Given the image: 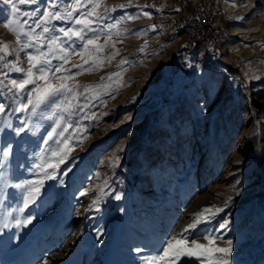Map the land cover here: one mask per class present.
Wrapping results in <instances>:
<instances>
[{
    "label": "rangeland",
    "instance_id": "rangeland-1",
    "mask_svg": "<svg viewBox=\"0 0 264 264\" xmlns=\"http://www.w3.org/2000/svg\"><path fill=\"white\" fill-rule=\"evenodd\" d=\"M53 2L61 13L75 4V0H36L17 7L36 19ZM127 2L102 0L93 25L101 44L109 35L108 26L116 25L99 55L107 57L116 50L119 54L72 81L81 86L111 85L110 95L95 89L101 95L90 99L83 111L73 109L68 115L53 104L33 116L30 111H15L19 103L27 102L26 93L0 92V103L5 104L0 126L6 117L10 120L0 146V264L43 263L80 231L93 232L94 245L69 264H105L127 212L118 264H145L165 240L192 222L193 213L213 205L223 211L189 238L207 243L202 236L213 233L222 238L218 246L231 239L233 264H264V28L242 39L229 37L217 56L199 58L185 51L169 0H132L129 7H115ZM13 3L16 0H0V40L18 49L15 36L3 26L12 18ZM84 4L87 7L73 19L91 8L89 0ZM250 8L231 15V23L248 28L247 20L258 21L264 12L251 14ZM230 25L228 21L226 28ZM73 26L69 20L53 21L52 35ZM26 52L34 49L19 53L24 69ZM15 59L14 53L7 57ZM3 63L0 80L22 78ZM59 63L52 60L53 66ZM80 63L78 56H72L65 68L76 73L80 70L72 65ZM111 73L120 77L109 80ZM25 122L28 128L18 133ZM69 124L65 137H70L73 150L54 178L44 180L35 202L25 207L27 189L17 185L43 179L39 164L53 171L47 168L55 162L51 149L57 147L56 139L63 138L54 133L53 140L44 141L53 128L58 133ZM5 149L7 159L2 155ZM114 157H119L115 163ZM4 195L7 199L2 202ZM97 197L98 205L90 208ZM29 218L30 224L16 226V220ZM224 222L227 227L221 229ZM143 224L145 228H140ZM147 231L150 236L145 239ZM69 254L74 257L72 248Z\"/></svg>",
    "mask_w": 264,
    "mask_h": 264
},
{
    "label": "snow or ice",
    "instance_id": "snow-or-ice-1",
    "mask_svg": "<svg viewBox=\"0 0 264 264\" xmlns=\"http://www.w3.org/2000/svg\"><path fill=\"white\" fill-rule=\"evenodd\" d=\"M36 0H16V3L12 5V18L9 19L3 26L15 36V41L20 47L18 49H12L10 45L0 40V62H4L2 67L8 68L10 71L22 73L21 79H8L7 83L4 80H0V92L7 90L8 93L13 96L21 93H26V103H19V106L15 109L18 112L28 113L35 116L42 109L43 106L51 107L53 104L58 110L72 115L73 109L83 111L88 106L90 99H98L101 95L100 92L95 89H104V94L110 95L111 85L97 84V85H84L81 86L78 83H72L76 75L82 74L83 71L98 70L104 65V60L109 62L116 55L119 54V50L114 51L110 56L101 57L99 54L103 52L108 42L111 40V29L116 28V25H109V35L105 40V43L101 44L100 34L97 29L93 27L96 23L95 18H99L100 13L98 9L102 6V0H89L91 8L82 12L79 16L73 19L74 14L82 7H87L84 4V0H75L74 6L71 10L61 13L58 9V5L53 2L50 8H45L43 13L36 19H31L29 13H21L17 3L19 5L32 4ZM132 4V0H128L126 4H120L115 7L126 8ZM114 10V9H113ZM105 11L107 8L105 7ZM143 15L148 16V13ZM138 16H128L127 19H136ZM69 20L75 26L59 28V35H52L56 31L52 27L53 21ZM39 29V31H37ZM92 33L91 36L88 34ZM116 35H120L117 31ZM139 35V33H137ZM115 48V44H112ZM27 49H34V52H26L27 69L20 66L19 53L26 51ZM46 49V50H45ZM141 51L144 50V46L141 47ZM15 54L16 59L14 61H8L9 55ZM72 56H78L82 63L73 64L72 68H77L80 71L72 73L70 68H65L66 64L70 63ZM56 59L61 63L53 66L52 60ZM126 63V61H121ZM85 65L90 67L85 68ZM59 74V75H57ZM7 77V73L4 74ZM113 76L120 77V73H111L108 79L111 80ZM103 80L104 78L101 77ZM119 79L117 83H119ZM29 86L31 88L29 89ZM83 87L84 92L80 93L79 89ZM81 98L85 103L81 104ZM114 99L115 97L112 96ZM59 100V102H57ZM5 112V104L0 103V115ZM94 115V114H93ZM85 119H89L88 115H85ZM63 119V117H61ZM57 127H60V121L57 120ZM71 125H67L57 133L56 128L48 132L47 139L44 141L47 144L53 140V134L56 133L58 137L63 139H56L54 142L57 145L56 148L51 149V157L55 158V162L47 164V168L53 171L49 173L45 165H37L43 173V179L37 181H28L23 185H17V187H25L27 194L24 196V206L27 207L30 202H35V199L40 195L41 188L43 187L45 179H52L55 176V170L64 164L69 156V153L73 150L70 144V137H65V133L68 132ZM28 128V124H25L16 129V131L23 132ZM122 150V149H121ZM4 159L9 156V150L2 151ZM119 157L113 158V163L118 161ZM85 193H81L84 195ZM120 196H116V199H120ZM231 201H226L225 204ZM99 203V197L93 200L91 207H95ZM23 211V209H21ZM223 211L222 208L216 206H209L195 212L191 215V223L187 224L179 233L170 236L161 245L160 251L153 256L145 258V264H190L192 260L196 264H233V241L228 239L225 246H218L217 241L222 238L214 235L213 233H207L202 236V239L207 243H200L195 238H189L190 234L195 232L202 224H209L215 218V215ZM31 218L27 220H16V226L21 224H30ZM7 227V225H5ZM227 227V222L220 225L223 229ZM139 251V249H137ZM47 264V261H45Z\"/></svg>",
    "mask_w": 264,
    "mask_h": 264
},
{
    "label": "built area",
    "instance_id": "built-area-1",
    "mask_svg": "<svg viewBox=\"0 0 264 264\" xmlns=\"http://www.w3.org/2000/svg\"><path fill=\"white\" fill-rule=\"evenodd\" d=\"M178 22L186 52L199 58H214L221 51L231 30L230 0H169ZM230 22V29L226 23Z\"/></svg>",
    "mask_w": 264,
    "mask_h": 264
},
{
    "label": "bare ground",
    "instance_id": "bare-ground-1",
    "mask_svg": "<svg viewBox=\"0 0 264 264\" xmlns=\"http://www.w3.org/2000/svg\"><path fill=\"white\" fill-rule=\"evenodd\" d=\"M231 1V0H230ZM234 3H238L240 6L238 9L234 8ZM236 5V4H235ZM255 6V8H253ZM227 7L230 11V15L237 14L242 9L250 8L251 14L258 13V12H264V0H233L230 3L227 4ZM259 16L258 21L251 22L250 20H247L245 26L248 28H240L237 25L239 24L236 21H233V24L231 26V34L235 39H242L245 35H253L256 34L259 30L264 28V13H261ZM256 18V17H255ZM233 49V48H231ZM252 81L256 82V79H253ZM258 84V83H257ZM10 126V120L8 117L5 118V120L2 122L0 126V146L4 138L6 137L7 131ZM249 143V142H248ZM7 199L6 195L3 196L2 202H5ZM124 215L122 223L120 224V228L118 232L115 235L112 248L109 252V255L106 259L105 264H118V251L120 248L121 241L123 239V236L125 235V229L127 226L126 223V216ZM148 225V224H146ZM150 227V226H149ZM146 228L147 230H150V228ZM140 228H145V225H140ZM138 229V227H137ZM147 231L145 236L143 238L147 239L150 236V232ZM94 245V234L93 232L85 234L84 232L80 231L76 233L75 237L72 240H69L63 248L60 250L59 254H52L45 258L47 261V264H69L71 260H73L75 257H77L82 252L89 251ZM74 250V257L70 256L69 250ZM40 264H45V261Z\"/></svg>",
    "mask_w": 264,
    "mask_h": 264
}]
</instances>
